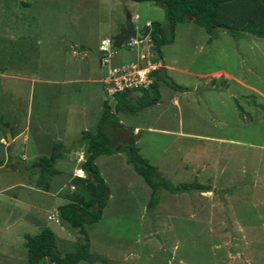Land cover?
<instances>
[{"label": "rangeland", "instance_id": "1", "mask_svg": "<svg viewBox=\"0 0 264 264\" xmlns=\"http://www.w3.org/2000/svg\"><path fill=\"white\" fill-rule=\"evenodd\" d=\"M243 12L242 18L250 15ZM128 14L139 16L133 20L138 31L153 21L167 23L163 6L155 2L0 0V177L16 183L31 168L20 169L21 158L13 166L18 156L10 151L8 126L21 133L15 149L34 168L36 155L49 156L38 148L57 138L63 139L61 151L68 162L53 195L44 194L39 201L44 204L41 221L28 233L62 224L66 231L58 233L56 242L64 252L75 251L84 239L62 223L53 207L65 200L55 193L75 167L73 150L86 148L79 143L83 131L95 128L109 102L114 120H123L127 131L139 127L134 133L139 153L161 176L175 185L202 183L211 191L173 194L162 188L150 211L153 189L129 160V143L119 141L122 151L115 146V152L96 158L109 198L102 218L86 224L90 252L108 261L78 264H264V38L246 34L236 39L219 30L209 43L210 35L193 17L179 23L175 43L162 50L165 60L178 66L169 79L187 89L163 81L162 103L141 109L127 96H108L106 82L88 79L107 74L104 56L92 51L102 39L113 41ZM145 46L115 48L113 63L137 60ZM89 63L94 70L82 74ZM68 77L83 79L70 83ZM173 94H178V109L167 101ZM11 191L0 195V264H29L25 240L15 228L5 229L24 210L7 207L4 199ZM80 193L87 197L85 190ZM50 214L53 220H48ZM10 252L15 261L7 258Z\"/></svg>", "mask_w": 264, "mask_h": 264}, {"label": "trees", "instance_id": "2", "mask_svg": "<svg viewBox=\"0 0 264 264\" xmlns=\"http://www.w3.org/2000/svg\"><path fill=\"white\" fill-rule=\"evenodd\" d=\"M131 1L155 2L162 5L165 10L167 23L163 24L158 21L151 22L149 36L150 43L153 49H157L159 58L163 57L162 47L174 42L177 25L185 22L192 16L196 17L195 22L203 26L210 35L208 39L209 43L217 37L219 32L217 30L218 26L228 27L229 33L236 39L243 38L246 34L264 38V0ZM243 11H248L250 15L245 16V18L240 17V15L245 14ZM153 76L155 77V81L151 85V88L137 90L136 92L139 95L136 98L129 97V93L132 92H123L116 96H127V100L138 101L140 108L143 109L157 104L160 101L159 82L161 81H168L179 89H187V87L171 81L161 67L153 71ZM116 105L119 107L121 103L117 102ZM238 109L240 112H243V108L239 105ZM138 110L140 109L138 108ZM114 119V113L111 112V105L109 102H105L97 129L95 131H83L79 143L86 145L87 160L83 167L88 172V176L86 178L77 177L75 179L80 191L76 192L75 190L74 194L69 195L71 201L59 207L62 222L77 230L84 239L81 238L78 244L79 246L75 251L64 252L56 242L57 237L55 232L50 228H44L36 234H27L25 236V246L27 248L29 264H47L48 262L50 264H78L83 260H90L92 262H96L97 260L101 262L108 261L105 257L95 258L90 252V237L87 234L86 224L99 221L108 203L107 198L109 196L106 191L109 187L95 160L100 155L115 152L114 146L111 147L110 131L107 130L111 126L120 128L123 126ZM130 134L137 141L134 132H130ZM55 145L54 151L50 156H41L34 161L33 165L38 167L37 170L40 180L45 178L48 180L54 174V164L63 155L62 151L58 149L61 146L60 143L55 142ZM128 146L132 150V155L129 160L134 164L136 172L153 189L148 202L149 210L153 209L159 203V191L162 188L167 189L173 194L191 192L193 190H200L202 192L211 191V187L198 182L172 184L168 179L161 176L155 165L151 164L147 158L139 153L136 143L128 144L126 147L128 148ZM13 166L15 165L13 164ZM83 190L87 192L86 198L83 197L84 193H80Z\"/></svg>", "mask_w": 264, "mask_h": 264}, {"label": "crops", "instance_id": "3", "mask_svg": "<svg viewBox=\"0 0 264 264\" xmlns=\"http://www.w3.org/2000/svg\"><path fill=\"white\" fill-rule=\"evenodd\" d=\"M193 17V16H192ZM195 21V20H194ZM150 21H148L149 23ZM126 25V24H125ZM124 25V26H125ZM123 26V27H124ZM108 38V37H107ZM175 40H176V34H175V38H174V42L175 43ZM172 43V44H173ZM146 44V43H145ZM138 45V44H136ZM134 46V45H133ZM165 46V45H164ZM163 46V47H164ZM80 47V46H79ZM130 47V46H129ZM162 47V49H163ZM149 48V47H148ZM74 49H76V46L74 47ZM147 49V45L143 48H141L139 51H138V57H140V55ZM94 51L96 50H100V46L98 49H93ZM162 53H163V50H162ZM157 57V56H156ZM157 64L159 67L163 68L164 70V73L169 77V72L170 71H178V66H177V63L175 60H165V57H164V54H163V57L162 58H157ZM133 61H138V58L137 60H133ZM116 64H119V63H116ZM88 69H92L94 70L90 63L87 64V67H84L82 69V74L85 73V71H87ZM80 74V73H79ZM104 74H101V75H97V78H88L89 81H94V80H98L100 82H103V79L104 77L106 76V74L103 76ZM70 76V75H68ZM200 77V75H199ZM83 78H80V77H76V78H71V77H68L67 81H69L70 83H72L71 81L73 80H76V81H73L74 82H78V80H82ZM85 80V79H84ZM66 81V79L64 80ZM176 83V82H175ZM162 84H163V81L159 82V92H160V101L159 103L161 104L162 101H163V96H162V91H161V88H162ZM128 92H132V93H129V97H132V98H136L139 94L138 93H134L133 91H128ZM169 93H173V91H169ZM167 101L169 103L172 102V104H174V106L178 109V94H173V95H169V97L167 98ZM101 118V117H100ZM100 120V119H99ZM99 123V121H98ZM98 123L95 125V128L93 130H88V131H95L97 129V125ZM121 125L124 124V121L121 120L120 121ZM123 123V124H122ZM5 126H8L5 124ZM124 126V125H123ZM8 130V133H7V140L8 141H11L10 142V146H11V152L15 155H17L18 157L14 158V165L15 166H19V164L17 165L16 162L20 160V158L22 159V164H21V168L20 169H23V167H31L29 169L30 173L27 172L26 175H22L23 177H20L18 179V182L16 183H13L11 179L9 178H5L4 176H1L0 177V195L2 193H6L8 191H11V195H9V197L7 196L8 199H4L6 204L9 202V206L7 205V207H13L15 208L16 206V209H23V211H21V217L18 218V220H15L13 222H9L8 220V224L5 225V229L6 230H9L11 228H15L17 230L16 234L20 235L18 236V238H22L25 240V242H23V246H25L26 244V238L25 236L28 233V227H32L33 225H35L34 227H37L36 224L39 223L40 220V214H41V209L42 207L44 206L43 203H39V201L43 202L45 200V196L44 194H47V195H53V190L56 189V184L58 185V182L60 183L61 180L64 179V176L66 174V170H67V166H68V162H67V157L66 155H63V157L59 158L55 164H54V169H55V172L53 175H51L49 177V179L47 180V178L45 179H41L39 178V172H38V167L34 168L32 165H30V161L27 160V158H29L28 156H26V154H23L22 157H20L15 149V144H16V141L20 138L21 136V133H13L12 132V129H10V127L8 126L7 127ZM113 127L109 128L107 131H110V133L113 131L112 129ZM118 129H121L119 127H116ZM123 128L126 129V127L124 126ZM149 129H152L151 126L148 127ZM87 131V130H85ZM137 131H139V127H135L133 132L136 133ZM129 132V131H128ZM130 133V132H129ZM131 135V134H130ZM57 143H60L61 146H59L58 149L61 150V147L63 148V139L62 138H57V141H55ZM55 142L51 140H48V146L47 148H42V147H39L38 148V151H44L46 152L49 156L51 155V153L54 151V148H55ZM83 148L84 151H85V147L84 146H77L73 152H72V155L70 160L73 162V165H75V167L73 168V170H71V173L68 174V177H67V180L66 182H63L61 183L58 187V190H56V193H55V196H63L64 197V200L65 202H60L62 204H56L54 205V209L58 208V211H59V207L62 206V205H65L67 203H69L71 201V199L69 198V195L70 194H74L75 193V190L76 192L77 191H80V188L79 186L76 184L75 182V179L77 177H80V178H86L88 176V172L84 169V163L83 165L80 164L78 161H77V158H76V153L81 149ZM121 148L118 147L117 148V151H120ZM36 155V159L37 160L39 157L41 156H45V155ZM70 155H71V152H70ZM10 156H12V154L9 155V158ZM38 157V158H37ZM70 157V156H69ZM86 159H87V155H86ZM97 159L95 160V163H96ZM33 162V161H32ZM79 166L81 167V169L86 173L85 177H81L80 175H77V169L79 168ZM1 168V166H0ZM83 174V173H82ZM81 174V175H82ZM104 178V177H103ZM105 180V179H104ZM2 183H4V187L2 188ZM74 186V189L72 188ZM65 187H68V191L67 192H62ZM14 189H17V193ZM36 194V195H33ZM80 195V194H79ZM62 198V197H60ZM1 200V199H0ZM11 208H9L10 210ZM59 215H60V211H59ZM52 216V218H50ZM54 214H50L48 215V220H53L54 219ZM63 223V222H62ZM64 224V223H63ZM19 225V226H18ZM45 228H50L52 229L55 234H56V237H58V233L59 232H64L66 231L64 226L61 224L59 227H56V228H53L52 226L50 225H46ZM67 230H68V227H67ZM26 247V246H25ZM8 249H10V247H7ZM9 252V251H8ZM7 258H11L13 261H15L16 259V254L15 253H12L10 252L8 255H6Z\"/></svg>", "mask_w": 264, "mask_h": 264}, {"label": "built area", "instance_id": "4", "mask_svg": "<svg viewBox=\"0 0 264 264\" xmlns=\"http://www.w3.org/2000/svg\"><path fill=\"white\" fill-rule=\"evenodd\" d=\"M134 18L138 19V15L136 14ZM139 43L141 42L131 40L127 44L133 46ZM100 50H107L103 58V64L107 65L108 71L103 81L106 82L105 90L108 96L115 98L119 93L151 88L155 81L153 71L159 66L153 61V52L150 48L140 55L138 61L119 64L113 63L115 52L112 48L111 38L102 39ZM85 154L84 149H80L76 153L77 161L82 165L87 160ZM72 188L74 189V186Z\"/></svg>", "mask_w": 264, "mask_h": 264}, {"label": "water", "instance_id": "5", "mask_svg": "<svg viewBox=\"0 0 264 264\" xmlns=\"http://www.w3.org/2000/svg\"><path fill=\"white\" fill-rule=\"evenodd\" d=\"M193 19L196 20V17L193 16ZM150 30H151V25L149 24L145 30L138 31L137 27L134 25L132 21V15L128 14L126 25L120 30L118 35H116V37L113 40L112 45L118 50L127 41L131 39H137L141 41L146 40L150 36ZM217 30L228 32L229 28L224 27V26H218ZM155 52L157 53V49H155ZM92 53L94 56L101 57L107 53V50L92 51ZM156 56L158 57V54ZM112 129L114 133L124 135L125 138L129 141V144H134L136 142L135 139L130 135V133L126 129H118L116 127H113ZM113 141H114V136L112 137V144H113Z\"/></svg>", "mask_w": 264, "mask_h": 264}, {"label": "clouds", "instance_id": "6", "mask_svg": "<svg viewBox=\"0 0 264 264\" xmlns=\"http://www.w3.org/2000/svg\"><path fill=\"white\" fill-rule=\"evenodd\" d=\"M134 17H135V15L132 16V21H133V20H136ZM138 18H139V16H138ZM150 25H151V24H150ZM108 38H109V37H108ZM113 40H114V39H113ZM131 40H137V39H131ZM131 40H129V41H131ZM129 41H127L126 44H127ZM137 41H140L141 43H146V45H147V49H146V50H148L149 48L152 50V52H153V61H155V62L157 63V60H158L157 58H159V55H158V57H156V55H157L158 53L156 54L155 49H153V46H152L151 43H150V37H148L146 40H143V41H141V40H137ZM141 43H139V44H141ZM147 43H148L149 45H148ZM112 44H113V41H112ZM127 45H128V44H127ZM135 45H136V44H135ZM128 46H129V45H128ZM148 47H149V48H148ZM112 48H113V51H114L115 47H113V45H112ZM146 50H145V51H146ZM145 51H144V52H145ZM114 52H115V51H114ZM157 52H158V51H157ZM116 54H118L117 50H116V52H115V55H116ZM138 59H139V57H138ZM158 68H160V67H158ZM158 68H157V69H158ZM155 70H156V69H155ZM134 92H135V91H134ZM85 162H86V161H85Z\"/></svg>", "mask_w": 264, "mask_h": 264}, {"label": "flooded vegetation", "instance_id": "7", "mask_svg": "<svg viewBox=\"0 0 264 264\" xmlns=\"http://www.w3.org/2000/svg\"><path fill=\"white\" fill-rule=\"evenodd\" d=\"M110 136H111V142H112V137L114 136V141H113V145L114 147L116 146V144L121 141L123 142L124 144L125 143H129V141L125 138L124 135H120L118 133H114L113 131L110 133ZM118 148V146H116Z\"/></svg>", "mask_w": 264, "mask_h": 264}, {"label": "bare ground", "instance_id": "8", "mask_svg": "<svg viewBox=\"0 0 264 264\" xmlns=\"http://www.w3.org/2000/svg\"><path fill=\"white\" fill-rule=\"evenodd\" d=\"M80 171H83L81 168L79 169V171H78V174L80 175ZM86 174V173H85ZM81 177H83V176H85V175H80Z\"/></svg>", "mask_w": 264, "mask_h": 264}]
</instances>
